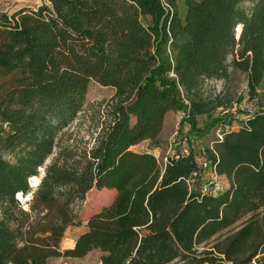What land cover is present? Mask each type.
Returning a JSON list of instances; mask_svg holds the SVG:
<instances>
[{
  "label": "trees",
  "instance_id": "trees-1",
  "mask_svg": "<svg viewBox=\"0 0 264 264\" xmlns=\"http://www.w3.org/2000/svg\"><path fill=\"white\" fill-rule=\"evenodd\" d=\"M231 66L247 74L259 108L204 148L229 182L205 193L215 184L193 146L183 154L177 142L163 162L132 147L158 146L169 111L185 112L197 139L231 122L233 105L208 84L228 79ZM91 81L115 93L98 105L91 144L70 143L65 129ZM92 188L116 195L61 249ZM31 192L25 209L18 196ZM93 250L100 264H264V0H43L0 10V264Z\"/></svg>",
  "mask_w": 264,
  "mask_h": 264
},
{
  "label": "rangeland",
  "instance_id": "rangeland-1",
  "mask_svg": "<svg viewBox=\"0 0 264 264\" xmlns=\"http://www.w3.org/2000/svg\"><path fill=\"white\" fill-rule=\"evenodd\" d=\"M43 0H0V10L13 11L30 6L34 7L41 4ZM183 0H179L180 5ZM236 27L235 34L239 37L240 31ZM235 55L228 57V62L231 63ZM230 76L225 80H212L208 84L214 87L217 93H221L226 105H233L232 111L234 118L227 125L232 130H238L241 126V121L249 114L255 112L259 106L257 105V99H251L247 87V74L239 69L230 67ZM115 89L111 86L101 85L96 81H91L86 93L85 102L82 107V111L74 122L68 126L65 131L66 135L63 139L68 138V133L71 134L70 143H75L76 140L82 142L81 145L87 143L91 144L93 137L95 136L96 127L98 125V105L103 101H107L113 97ZM103 107V106H102ZM238 108L241 113L235 111ZM231 112V111H230ZM185 141L189 146H193L196 152L199 164L204 167L205 177L214 182L218 190L224 189L229 184L228 180L224 176H219L214 173L211 168L204 162L203 150L206 147H211L214 144L215 136L214 130H211L207 134L199 137L198 139L189 134V125L182 122L180 112L171 111L168 113L164 122L163 130L159 136V145L150 143L149 141H143L132 149L137 152H151L159 161H165L166 157L172 152L177 142ZM55 154L47 159L44 166L40 168L39 176L35 177L32 183H35L33 191L36 186L39 185L41 179L44 176L46 166L52 161ZM34 186V185H33ZM32 193L23 197L21 202L25 209H28L29 202L32 199ZM116 195L114 189H90L84 201H82L78 208H76L79 225L70 226L65 232L64 238L61 242V249H66L74 245L77 237L86 230V224L88 218L95 212L99 211L103 206L109 205ZM101 252L99 250H93L82 258H67V257H51L48 260V264H100Z\"/></svg>",
  "mask_w": 264,
  "mask_h": 264
},
{
  "label": "built area",
  "instance_id": "built-area-1",
  "mask_svg": "<svg viewBox=\"0 0 264 264\" xmlns=\"http://www.w3.org/2000/svg\"><path fill=\"white\" fill-rule=\"evenodd\" d=\"M180 114H181V118H183V117L186 116L185 112H180ZM230 129L231 128L228 125L219 126L214 131L215 139L218 140V141H221L223 139L224 133L226 131H229ZM180 152L183 153V154H188L189 153V147L187 146V144L185 143V141L181 142ZM206 164L207 163L205 162L204 165H206ZM33 181H34V178H32L30 180V185L32 187H35V185H37V184L32 183ZM203 191L205 193H216L218 191V188L216 187V185H214V186H207L206 185V186H204ZM18 198H19V200H22V196L21 195H19Z\"/></svg>",
  "mask_w": 264,
  "mask_h": 264
},
{
  "label": "crops",
  "instance_id": "crops-1",
  "mask_svg": "<svg viewBox=\"0 0 264 264\" xmlns=\"http://www.w3.org/2000/svg\"><path fill=\"white\" fill-rule=\"evenodd\" d=\"M169 112H171V111H169ZM169 112L166 113V115H165V120H166V117H167V115H168ZM164 122H165V121H164ZM135 146H136V145H135ZM133 147H134V146H133ZM133 147H132V148H133ZM227 186H228V185H227ZM72 246H73V245H72ZM72 246H71V247H72Z\"/></svg>",
  "mask_w": 264,
  "mask_h": 264
},
{
  "label": "bare ground",
  "instance_id": "bare-ground-1",
  "mask_svg": "<svg viewBox=\"0 0 264 264\" xmlns=\"http://www.w3.org/2000/svg\"><path fill=\"white\" fill-rule=\"evenodd\" d=\"M239 30L241 29V25H239V28H238ZM34 179H36V178H34Z\"/></svg>",
  "mask_w": 264,
  "mask_h": 264
}]
</instances>
